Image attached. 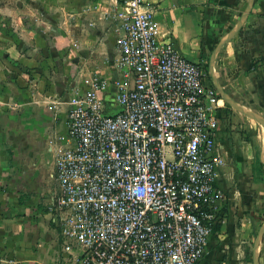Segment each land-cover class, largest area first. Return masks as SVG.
I'll list each match as a JSON object with an SVG mask.
<instances>
[{
	"label": "built area",
	"instance_id": "1",
	"mask_svg": "<svg viewBox=\"0 0 264 264\" xmlns=\"http://www.w3.org/2000/svg\"><path fill=\"white\" fill-rule=\"evenodd\" d=\"M107 14L114 68L71 90L51 222L80 264H199L224 197L216 135L226 101L202 62L159 38L146 0Z\"/></svg>",
	"mask_w": 264,
	"mask_h": 264
},
{
	"label": "crops",
	"instance_id": "2",
	"mask_svg": "<svg viewBox=\"0 0 264 264\" xmlns=\"http://www.w3.org/2000/svg\"><path fill=\"white\" fill-rule=\"evenodd\" d=\"M8 1L0 3V12L7 15L0 21V264H80L64 251L48 209L56 186L57 147L62 145L58 144L62 140L57 143L54 139L67 134L69 105L59 101L62 96L58 90L73 78L76 66L82 69L81 74H111L117 34L112 17L106 18L105 13L121 0H64L72 19L66 18L65 24L69 20L71 25L61 32L72 52L69 46L65 50L60 45L46 46L42 51V24L46 22L28 19L22 15L26 5H10ZM146 2L156 9L159 38L172 42L190 60L202 62L206 83L217 89L211 55L235 27L248 0ZM86 8L94 13L79 17ZM70 32L77 41H72ZM47 39L59 43V39ZM215 72L234 99L264 117V0H255L242 29L222 47ZM57 106L59 110L54 109ZM219 118L217 150L227 163L220 169L217 187L224 197L215 202L219 227L209 237L199 264H254V242L264 223V129L252 116L227 102L219 110ZM19 140L31 143L32 153L40 155L42 161L53 159V181L40 183L30 199L21 192H11L17 187L27 189L25 178L15 184L19 181L10 149ZM51 141L57 145L51 143V147ZM259 256L264 264V237Z\"/></svg>",
	"mask_w": 264,
	"mask_h": 264
},
{
	"label": "rangeland",
	"instance_id": "3",
	"mask_svg": "<svg viewBox=\"0 0 264 264\" xmlns=\"http://www.w3.org/2000/svg\"><path fill=\"white\" fill-rule=\"evenodd\" d=\"M6 0H0V3H3ZM13 5H26V11L22 13L25 17H28V19H31V17H36L40 19V21H45L46 23L43 22L42 25L44 26V41L42 44V51L44 50V47H51L54 45V47H58L59 45L63 47L65 50L69 46L70 52H72V46L68 43H66V40L64 39V33L61 32V30L68 31L67 27L71 25V21H67L68 24H65L66 18L70 19L71 16L67 14L66 6H65V1L64 0H10L8 1ZM23 7V6H22ZM94 13V11H90L89 9L86 8V10L79 12V17L84 16L83 14H90ZM5 14L0 12V21H5L6 18H4ZM7 16V15H5ZM78 16H75L77 18ZM78 17V19H79ZM105 17L109 18V15L105 13ZM72 19V18H71ZM71 29H73L71 27ZM61 34V35H58ZM72 35L71 39L72 41H77V37L74 39L73 38V33L70 32ZM77 34V33H75ZM50 37L54 39V41H58L59 43H55L53 41H50L47 39V37ZM73 46L77 47V44L74 43ZM77 57V55H76ZM116 55H113V58H115ZM209 57H207V62L209 64ZM206 63V65H208ZM81 68L80 67H75V73L73 75V78L71 79L69 77V82L65 87L60 88L59 91V96H62V99L59 101L63 102H68L70 100V94L72 89L75 88H83V79L85 78L86 74H81ZM87 73V72H86ZM80 86V87H79ZM58 97V96H57ZM68 97V98H67ZM61 103V102H59ZM58 103V104H59ZM56 103L51 102V105H55ZM54 109H58V106ZM65 136V135H64ZM56 138L54 139V141ZM52 141L50 142V144ZM58 143V141H57ZM65 139L61 141V143L64 145ZM33 145L31 143H23L22 140L16 141L15 143H12V149H10L11 155L13 156V162L17 168V175H16V180L19 181L15 183L18 185L19 183H23L24 178L26 179V190L23 191L21 188H12L11 192L15 193L16 192H21L26 199H30L33 195H35V191H37V186L40 183L45 184L50 183L51 181V173H52V166H53V159L51 157H47L45 161H42V157L40 155H34L32 153ZM45 169V170H44ZM44 170V172H42ZM15 173V172H14ZM32 185H35L32 190ZM21 189L20 191H18ZM6 191L8 189H5Z\"/></svg>",
	"mask_w": 264,
	"mask_h": 264
},
{
	"label": "water",
	"instance_id": "4",
	"mask_svg": "<svg viewBox=\"0 0 264 264\" xmlns=\"http://www.w3.org/2000/svg\"><path fill=\"white\" fill-rule=\"evenodd\" d=\"M254 3H255V0H248L246 8L243 11L239 21L236 23L235 27L226 36H224L220 40V42L217 44V46L215 47V49L211 55V58H210V67H211V73H212V76L214 79V83L217 87V90H218L219 94L225 99V101L229 105H231L234 109H236L237 111H240L246 115L252 116L260 125H262V127L264 129V117L260 113L255 112L252 109H249V108L241 105L236 99H234L232 97V95H230V93L228 91H226V89L220 83V81L218 80V78L216 76V72H215V61L218 57L220 50L222 49V47L226 43H228L231 39H233L239 33V31L242 29V27L244 26L245 22L248 19L250 12L252 11ZM262 161L264 163V149H263ZM263 237H264V223L259 228V230L256 234L255 242H254V249H253V262H254V264H261L260 263L259 250H260V245H261V242L263 240Z\"/></svg>",
	"mask_w": 264,
	"mask_h": 264
},
{
	"label": "trees",
	"instance_id": "5",
	"mask_svg": "<svg viewBox=\"0 0 264 264\" xmlns=\"http://www.w3.org/2000/svg\"><path fill=\"white\" fill-rule=\"evenodd\" d=\"M0 208H1V202H0ZM219 225L217 224L214 228V231H216L218 229Z\"/></svg>",
	"mask_w": 264,
	"mask_h": 264
}]
</instances>
